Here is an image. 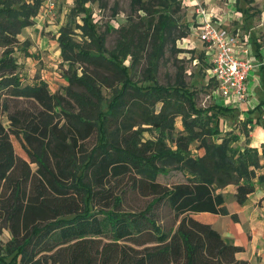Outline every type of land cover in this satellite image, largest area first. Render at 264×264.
Masks as SVG:
<instances>
[{"label": "trees", "instance_id": "16d2710c", "mask_svg": "<svg viewBox=\"0 0 264 264\" xmlns=\"http://www.w3.org/2000/svg\"><path fill=\"white\" fill-rule=\"evenodd\" d=\"M88 1L75 0L57 36L68 62L64 93L51 91L45 79L23 82L15 54L18 33L34 22L42 0H0V232L4 226L11 232L8 255L0 260L251 264L237 255L243 245L227 241L192 213L227 214L221 189L234 184L235 198L245 203L264 183V142L250 143V124L264 125L263 112L252 115L264 106V63L260 101L242 125L223 132L221 114L232 116L236 106L199 105L184 69L173 82L158 80L167 47L181 51L176 42L190 33V22L179 13L182 0H132V12L145 13L138 21L128 16L112 48L106 40L114 26L107 23L100 30ZM78 33L81 40L75 38ZM146 52L144 82L134 75ZM102 80L113 86L110 101L102 94ZM178 116L181 131L175 126ZM144 123L158 132L140 145ZM13 135L35 168L16 152ZM243 135L245 142L238 144ZM92 137L96 141L90 146ZM171 170L181 171L182 179L171 184L159 179ZM128 188L152 198L144 208H125ZM165 208L174 218L170 225L160 215Z\"/></svg>", "mask_w": 264, "mask_h": 264}, {"label": "rangeland", "instance_id": "374dc122", "mask_svg": "<svg viewBox=\"0 0 264 264\" xmlns=\"http://www.w3.org/2000/svg\"><path fill=\"white\" fill-rule=\"evenodd\" d=\"M33 1L34 0H32V2ZM53 1V8L49 7L46 4H44L43 7L41 6V11L39 10V12L34 16V22L28 26H25L21 30V32L18 33L19 42L15 46V54L18 56V60L21 64L23 82L32 83L40 79H45L48 81L51 91H60L65 93V88L69 84L67 78L64 76L65 70L68 68V62H66L60 54L61 49L57 40V36L60 34L61 25L67 21L68 14L72 6L75 4V0ZM217 1L222 4H227L226 2H229V0ZM87 5L89 7H92V15L97 22L100 30H104L107 23H110L114 26V28L107 34L106 45L108 48H112L116 44V41L120 36L119 28L120 26L128 22L129 15L132 14V16L138 21V14L145 13L143 10L132 12V0H89ZM187 6L188 4H186L185 0H182L181 11L179 13L183 14L184 21L187 20L192 23L196 17V12H193V6L188 7V9ZM196 7H199L200 12H202L204 9L206 13L212 12L215 14V12L211 8L209 9L208 4L205 2V0H199L198 3H196ZM227 13L230 14L229 17L234 16L232 9H228ZM77 19L81 21L79 16L77 17ZM252 21L253 23H251L250 25L253 27L256 26V30L264 27V25L257 26V24H254L255 17L252 19ZM77 31L80 32L81 30L77 28ZM262 31H264L263 28L260 30V32ZM262 36L264 37L263 34ZM85 37L86 36H84V38ZM185 37L186 36L180 38L176 42V46L181 47V51L174 52L171 50L170 46L167 47L165 55L160 61L158 80L161 83L173 82L175 80L177 71H179L180 69H184L183 74L186 81L188 83H192V87L196 88L197 90V101L199 105L206 107L216 102L221 104L237 105L238 102H236L235 100H230L229 98H226L222 95H220V97H217L215 89L213 90L215 84L213 79L209 82V84H207L208 78L205 77L203 70L200 68V62H198L199 60L195 58L196 52H198L197 49H199L197 48L199 41L197 40L196 36H194V44H196L197 46H195V48L192 47V49V43L189 40H184ZM75 38L77 40L82 39L79 33L75 34ZM22 46L27 47L30 53L29 55L26 54V51L23 50ZM2 53L3 46L0 45V57ZM147 55L148 53L146 52L141 62L136 66L134 78L140 79V81H144L145 78ZM126 62L130 63V58H128ZM80 69L81 68H79V71ZM107 73L108 75H110L113 81L116 80L113 73L109 71H107ZM144 82H146V80ZM102 83V94L107 98V101H110L112 95L114 94L113 86H109L108 84L104 83L103 80ZM116 84L120 85V83L118 82ZM259 94L260 96L263 95L262 88L260 89ZM253 96L255 97V93ZM258 101H260V97ZM236 107L239 109V111H237L235 114H232V116L221 114L220 123L221 127L223 128V132L229 131L232 128L242 125L240 121L250 114L249 109L253 108L254 105L246 102ZM261 108L262 110L254 111L252 115L258 116V114H260L261 112H263L264 115V106H262ZM149 126L150 125L144 123L141 127H139L141 131V134L138 138L140 145H144L145 141H147V139L149 138H156L158 132L157 129ZM175 126L176 131L184 130L181 116H178L175 119ZM135 127L136 126H134V128ZM262 130H264V125L262 123H257V126L254 130V136H250L251 142H258V135L261 134ZM250 133H252V131ZM243 137L245 136L243 135ZM216 138H218V136ZM13 141L16 152L26 158L35 168L37 166V163L32 161L31 156L14 135ZM95 141L96 138L92 137L89 140L88 144L91 146L93 143H95ZM244 142L245 140L242 139L237 143L243 144ZM193 151L196 153H202L204 150L193 147ZM182 177L183 174L181 173V171L171 170L168 173L160 174L159 179L163 182L171 184L179 179H182ZM123 195L124 203L122 204V206H124L125 208H144L152 198L151 195H143L136 190H131L130 188H128L123 193ZM160 215L168 225H170L174 221L172 214L167 208L162 209ZM10 238V229L4 226L2 231L0 232V257L2 255H6L7 257L8 249L6 246V242ZM40 255H43V252L39 253L37 256ZM0 264L4 263H2V261L0 260Z\"/></svg>", "mask_w": 264, "mask_h": 264}, {"label": "crops", "instance_id": "0c3cea01", "mask_svg": "<svg viewBox=\"0 0 264 264\" xmlns=\"http://www.w3.org/2000/svg\"><path fill=\"white\" fill-rule=\"evenodd\" d=\"M198 1L199 0H185L186 4H188L187 9L190 6H193V12H196V17L194 21L190 23V33L184 38V40H189L192 43L191 48L197 46L194 44V36H196L199 41L197 47L199 49H197L198 52H196V57H194L199 60V66L203 70L205 77L208 78L207 84H209L213 78L209 77L208 67L210 66L214 49L209 47V45L203 42L198 36L200 31L198 26L205 17L204 13L199 12V7H196ZM263 1L264 0H229V2H226L227 4H222L217 0H205L209 9L211 8L215 12L216 19H220L223 26L233 29L241 27L250 30V54L255 60L264 61V37L262 36V34L264 35V31L260 32L264 27L256 30V26L253 27L250 25L253 23L252 19L254 17V24H257V26L264 25ZM43 5L44 0H42L41 6L43 7ZM228 9L233 10V17H229L230 14L227 13ZM261 65L262 64L256 66L251 71V76L249 77L247 85L248 99L240 102L235 98H229L230 100H235L238 104L227 105L240 106V104L249 102V104L255 106V103L257 104L259 102V97L261 98L259 92L263 87L260 73ZM214 89L215 84L213 90ZM254 93L255 97L253 96ZM217 97L220 96L217 95ZM256 126L257 123H251V137L254 136ZM258 137V142H251L252 145L260 146L261 143L264 142V130H262ZM242 139L245 140V137ZM221 190L226 195V204L229 213L221 214L212 211H198L193 212L192 214L196 218L214 225L227 241L243 245L244 249L237 253L238 257L249 259L251 264H264V183L257 185L255 191L249 195V199L245 203H240L235 198L234 192L236 189L234 184H229ZM233 214H236L237 217L235 218Z\"/></svg>", "mask_w": 264, "mask_h": 264}, {"label": "built area", "instance_id": "2783aa9c", "mask_svg": "<svg viewBox=\"0 0 264 264\" xmlns=\"http://www.w3.org/2000/svg\"><path fill=\"white\" fill-rule=\"evenodd\" d=\"M44 4L54 7L53 0H44ZM201 13L205 17L198 26V36L214 49L208 73L214 79L215 92L218 96L235 98L240 102L247 100L251 71L264 63L250 54V30L228 28L221 24L220 19H216V14L206 13L204 9Z\"/></svg>", "mask_w": 264, "mask_h": 264}]
</instances>
